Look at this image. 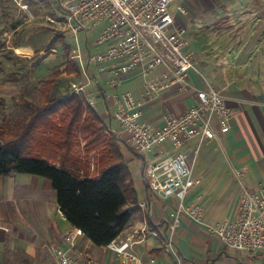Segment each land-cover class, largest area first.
Listing matches in <instances>:
<instances>
[{
    "label": "crops",
    "instance_id": "crops-1",
    "mask_svg": "<svg viewBox=\"0 0 264 264\" xmlns=\"http://www.w3.org/2000/svg\"><path fill=\"white\" fill-rule=\"evenodd\" d=\"M12 2L19 8L9 9L11 2L0 0V111L4 117L23 111L15 110L18 100L24 101L23 107L32 102L27 94L23 95L24 89L15 79L24 69L32 80L28 71L33 65H36V77L44 73L46 67L41 64L48 59L39 60L38 46L44 45L46 35L52 37L49 28H56L52 20L61 16V13L54 19L48 16L41 0ZM179 7L186 13H181ZM21 10L23 23L17 19ZM170 11L174 21L172 29L186 36L187 52L195 62L196 72L187 76L184 89L171 88L155 98L145 95L139 76H128L120 86L135 83L134 89L126 92H131L140 102L142 121L156 128L163 125L167 116L182 114L196 104L199 91L206 85L222 94L231 111L229 132L219 133L216 139L204 142L196 156L193 177L198 183L187 194L185 204L201 206L203 215L199 222L186 215L180 217L174 235L176 251L182 264H264V251L258 254L233 252L211 232V227L217 223L237 219L240 188L233 176L234 169L247 166L249 172L244 184L254 188L257 182L264 188V0H173ZM80 56L83 62L78 61L75 50L68 56L79 71L80 77L74 79L81 80V69L87 68L96 86L94 90L87 89L85 97L93 102L101 100L103 113L97 114L105 123L104 132L108 133V129L115 132L111 126L112 120L115 121L112 115L115 95L107 98L101 84L103 81L113 90L118 87L108 85V74L96 75L95 69L89 70L93 62L87 52L82 51ZM214 127L219 132L218 126ZM193 146L194 142L190 141L183 149ZM160 151L173 153L163 145L147 159ZM141 160L139 174L129 176L137 208L118 239L134 237L132 248L136 253L168 260L170 257L163 248L164 233L173 219L177 201L173 197H157L148 189L143 175L144 158ZM60 214L56 193L47 179L27 174L0 176V264L51 261L56 264L50 247L57 245L65 249L64 237L72 227ZM97 249L80 236L75 255L84 250L85 255L94 256ZM113 260L111 253L109 264Z\"/></svg>",
    "mask_w": 264,
    "mask_h": 264
},
{
    "label": "built area",
    "instance_id": "built-area-1",
    "mask_svg": "<svg viewBox=\"0 0 264 264\" xmlns=\"http://www.w3.org/2000/svg\"><path fill=\"white\" fill-rule=\"evenodd\" d=\"M173 0H60L61 16L52 20L58 30L76 37L80 32L87 36L89 30L101 28L95 40L102 47L90 61L99 73L108 74L107 81L117 88L132 75L143 81L148 98L158 97L171 88L184 89L186 78L196 72L192 56L187 52L188 40L181 31H174L170 7ZM25 8V6H23ZM178 10L185 14L184 8ZM78 61L83 62L77 51ZM81 80L70 83L69 91L86 96L91 76L82 67ZM88 106L95 108L91 98L85 97ZM113 118L119 123L132 150L144 158V179L148 189L160 198H175L176 210L167 224L163 248L168 260L143 256L132 248L134 237L112 241L107 249L114 260L110 264H182L174 245V235L180 217L186 215L196 222L202 219L201 206L186 205L187 194L198 183L193 177L196 156L201 145L218 134L228 133L231 111L222 94L206 85L199 91L197 103L179 115H169L163 125L153 127L142 121L140 102L131 92L114 96ZM218 126L219 132L215 130ZM108 132H113L111 129ZM194 146L184 150L186 143ZM167 145L172 154L160 151L152 158L156 148ZM249 172L247 166L233 170L240 188L237 219L217 223L211 232L227 249L237 253L258 254L264 251V188L255 183L254 188L244 184ZM61 213V212H60ZM62 219H65L60 214ZM82 232L71 227L65 234L66 248L52 245L50 251L57 264H92L77 253V239ZM75 255V256H74Z\"/></svg>",
    "mask_w": 264,
    "mask_h": 264
},
{
    "label": "trees",
    "instance_id": "trees-1",
    "mask_svg": "<svg viewBox=\"0 0 264 264\" xmlns=\"http://www.w3.org/2000/svg\"><path fill=\"white\" fill-rule=\"evenodd\" d=\"M79 78L73 61L60 73ZM40 82L41 104L0 129V176L27 174L47 179L65 220L97 248H105L125 229L137 208L134 186L118 139L83 96L53 94L58 77ZM20 88L27 72L17 75ZM24 103V101H23Z\"/></svg>",
    "mask_w": 264,
    "mask_h": 264
},
{
    "label": "rangeland",
    "instance_id": "rangeland-1",
    "mask_svg": "<svg viewBox=\"0 0 264 264\" xmlns=\"http://www.w3.org/2000/svg\"><path fill=\"white\" fill-rule=\"evenodd\" d=\"M11 2V5L8 7L9 9L13 8H19L14 2H12V0H9ZM41 6L43 7L45 13L52 17L53 19L56 18L58 16L59 13H62V9L59 5L60 0H41ZM62 1V0H61ZM22 12L19 14V17L17 19H19L20 23L24 22V14H23V10H21ZM58 18V17H57ZM44 24H48V23H44ZM50 26V25H49ZM48 26V28H49ZM52 28V27H50ZM49 28V33L52 32V37H50V35H46V39L44 41V45H40L38 46V55H40L41 58L44 59H48V62L46 61H42L41 66L42 67H46L44 73H40L38 74L39 76L36 77L35 75V66L33 65L31 68V71H28L30 73V77L32 76V80L28 77V84L26 87H24V91H23V95L27 94V96H29L31 98V104L33 105V107H37L41 104V98L39 96V92L38 89L40 88V82L45 81V80H49L52 77H55L56 75L60 74L61 71L64 69L65 64L67 63L66 61L68 60V56H70L72 54V50L78 51L80 53L83 52H87L91 57L95 56L101 49L102 47H97L95 45V40L98 38L99 34H100V27L94 30H89L87 32V36H85V34L83 32H80L76 37H72L66 35L65 32L61 31V30H55L54 29H50ZM23 29V28H21ZM51 31V32H50ZM29 33V31H28ZM38 62V61H37ZM36 62V63H37ZM95 69L96 75H98V69L96 68V66L94 67L93 64H91V67L89 70L93 71ZM29 76V75H28ZM78 81L77 79H74L73 77H69L67 75L64 74H60V76L58 77V88L57 90L54 89L53 90V94L54 95H58L59 92H63V91H68L70 89V83ZM104 89H105V95L107 98L112 97L114 95H118L121 93H124L126 91H132V89H134L135 83H125L123 86L118 87L117 89L113 90L109 87H107V85L102 81V84ZM95 83H93V81H90L88 90H94L95 89ZM134 92V91H133ZM23 95H21V99L23 100ZM92 96H94L95 98V94H93ZM101 100H97L94 101L95 104V111L97 113H99V115H102L103 110H102V102H100ZM15 104V103H14ZM24 103H21V100H18V102H16L15 104V110H23L22 112H18L17 114H15L14 116H5L4 114L2 116L1 111H0V129L2 126L5 125V123H8L9 125L12 124V122L22 116V115H26L28 113L27 108H24L23 106H21ZM97 105V106H96ZM112 128L115 130V132L111 133L108 132L110 134H112L115 137H119L121 139H123L125 141V145L120 143L119 140V146L120 149L124 155V160L126 162L127 165V176L129 179V176L133 175V174H139V171L142 167V157L140 155L137 154V152H135L134 150L131 149V147L127 144V137L126 135L120 131L118 128V124L117 122H115L114 120H112L111 123ZM105 128V127H104ZM1 143V142H0ZM127 145L130 147L128 148ZM83 249V248H81ZM82 255L84 257L85 260H90L92 264H109V260L111 257V253L109 252L108 249H97L94 256H92V254L90 255H85V251L81 250ZM79 253V251L77 252ZM45 264H55L53 261L51 262H47ZM57 264V263H56Z\"/></svg>",
    "mask_w": 264,
    "mask_h": 264
},
{
    "label": "water",
    "instance_id": "water-1",
    "mask_svg": "<svg viewBox=\"0 0 264 264\" xmlns=\"http://www.w3.org/2000/svg\"><path fill=\"white\" fill-rule=\"evenodd\" d=\"M122 142H123V140H122Z\"/></svg>",
    "mask_w": 264,
    "mask_h": 264
}]
</instances>
